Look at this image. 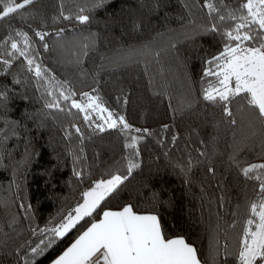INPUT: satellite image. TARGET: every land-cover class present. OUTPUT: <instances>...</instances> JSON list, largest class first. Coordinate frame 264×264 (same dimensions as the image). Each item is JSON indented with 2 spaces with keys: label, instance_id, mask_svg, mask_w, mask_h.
Returning a JSON list of instances; mask_svg holds the SVG:
<instances>
[{
  "label": "trees",
  "instance_id": "16d2710c",
  "mask_svg": "<svg viewBox=\"0 0 264 264\" xmlns=\"http://www.w3.org/2000/svg\"><path fill=\"white\" fill-rule=\"evenodd\" d=\"M209 2L215 12L205 7ZM242 2L34 0L0 20V264H50L92 218L35 255L31 248L45 238L40 229L82 203L94 181L126 175V158L140 166L102 209L132 204L157 214L168 235L184 236L205 264H214L215 245L217 264L225 245L236 252L249 205L258 199L259 181L242 169L264 164V121L237 97L229 105L237 123H229L221 107L204 100L203 89L216 78L203 72L224 45L221 33L235 23L219 16ZM80 15L89 21L81 24ZM213 25L218 32L209 31ZM38 32L47 33L44 40ZM61 91L75 95L65 101ZM88 92L122 114L131 132L77 133L84 119L71 102ZM54 99L63 111L46 106ZM132 137L136 149L126 147Z\"/></svg>",
  "mask_w": 264,
  "mask_h": 264
},
{
  "label": "snow or ice",
  "instance_id": "6c2138e0",
  "mask_svg": "<svg viewBox=\"0 0 264 264\" xmlns=\"http://www.w3.org/2000/svg\"><path fill=\"white\" fill-rule=\"evenodd\" d=\"M33 2L34 0H22V2L0 0V20L18 13ZM205 7L210 13L216 11L215 6L210 2L206 3ZM237 12L240 14L237 15ZM61 15L63 16V13ZM64 18L68 19L66 16ZM77 19L81 24L89 21L87 15H80ZM219 20L235 23L229 30L221 33L224 39L222 49L205 61L207 67L203 76L215 77L216 81L203 89V98L221 107L223 115L230 118L229 123L233 125L237 121L233 118L229 105L237 97H240L245 104L246 111L264 121V0H246L227 16H219ZM209 31L218 32L219 29L213 25ZM17 35L23 34L17 32ZM37 35L44 40L47 33L38 32ZM24 43L27 46V36H24ZM44 47L47 49V44ZM11 48L21 56L26 55L15 42L11 43ZM4 63L7 64L8 61ZM27 63L29 70L34 71L37 78L43 76L39 64L33 68L32 59H28ZM49 95L52 93L49 92ZM59 95L67 101L75 94L66 95L61 91ZM83 99L86 102L72 100L71 108L83 113L86 123L93 122V113H95V120L102 122L94 125L100 132L117 128L131 130L125 118L105 107L98 96L84 93ZM46 106L63 111L56 99ZM75 130L77 133L81 132L79 127ZM131 139L132 143L127 144L126 147L136 149V138ZM175 139L173 137V141ZM134 156H139L138 150L135 151ZM126 160V175L118 172L110 173L109 178L94 181L93 185L83 192L82 203L51 227L40 229L41 235L45 238L41 239L36 247H32L31 252L35 255L42 254L57 240H62L76 229L81 221L92 218L87 221V226L70 246L53 261V264H205L197 247L188 243L184 236L168 235L157 214L137 212L132 204H124L118 210L101 208L102 204L116 194L132 172L140 166L134 158H126ZM258 170H264V164L242 169L245 177L259 181L258 199L249 205L248 217L244 221L238 249L236 252H231L225 245L220 264H264V175L255 177L250 175ZM209 171L214 170L209 169ZM74 174L81 175L80 172ZM220 256L219 245L213 246L214 264H217L216 258Z\"/></svg>",
  "mask_w": 264,
  "mask_h": 264
},
{
  "label": "rangeland",
  "instance_id": "374dc122",
  "mask_svg": "<svg viewBox=\"0 0 264 264\" xmlns=\"http://www.w3.org/2000/svg\"><path fill=\"white\" fill-rule=\"evenodd\" d=\"M215 83V82H214ZM213 83V84H214ZM89 94L93 95V96H96L94 93H91V92H88ZM77 102H81V103H84L86 101H84L83 99V96L79 99V100H76ZM102 103V102H101ZM103 104V103H102ZM104 105V104H103ZM105 106V105H104ZM106 107V106H105ZM108 108V107H107ZM110 111L113 112V110H111L110 108H108ZM114 114L116 115H120V116H123L122 114H118V113H115L113 112ZM83 114V113H82ZM84 115V114H83ZM124 117V116H123ZM97 123H102L101 121H98V120H95V113H93V122L90 124V123H86L84 121V125L80 128L81 129V134L82 136H90V135H95V134H98L100 133V131L95 128V124ZM117 129H120V128H117ZM108 130V129H106ZM122 130V129H121ZM124 131H127V132H131V130H124Z\"/></svg>",
  "mask_w": 264,
  "mask_h": 264
},
{
  "label": "crops",
  "instance_id": "0c3cea01",
  "mask_svg": "<svg viewBox=\"0 0 264 264\" xmlns=\"http://www.w3.org/2000/svg\"><path fill=\"white\" fill-rule=\"evenodd\" d=\"M55 259H56V258H55ZM55 259H54V260H55ZM54 260H53V261H54ZM53 261H52L50 264H53Z\"/></svg>",
  "mask_w": 264,
  "mask_h": 264
}]
</instances>
